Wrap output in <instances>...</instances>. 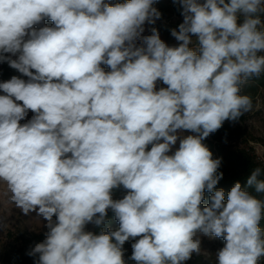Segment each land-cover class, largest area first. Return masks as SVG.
Returning a JSON list of instances; mask_svg holds the SVG:
<instances>
[{
	"label": "clouds",
	"instance_id": "clouds-1",
	"mask_svg": "<svg viewBox=\"0 0 264 264\" xmlns=\"http://www.w3.org/2000/svg\"><path fill=\"white\" fill-rule=\"evenodd\" d=\"M156 3L0 0V63L21 74L0 82V184L46 222L35 264H185L202 238L225 242L216 264L264 262V166L225 201L203 142L253 109L264 0H173L175 45L146 29Z\"/></svg>",
	"mask_w": 264,
	"mask_h": 264
},
{
	"label": "rangeland",
	"instance_id": "rangeland-1",
	"mask_svg": "<svg viewBox=\"0 0 264 264\" xmlns=\"http://www.w3.org/2000/svg\"><path fill=\"white\" fill-rule=\"evenodd\" d=\"M109 2H114V0H109ZM161 0H157L154 5L161 13V19L156 22H162L166 24L178 25L182 22L183 17H178L169 11H165V5L160 4ZM49 23L52 24L51 21ZM44 24H47L44 21ZM49 24L48 26H51ZM38 25L37 27H39ZM150 25H146V29H149ZM145 34H149L147 31ZM161 38L165 40L169 45H175L177 42L174 38L169 37L163 33H160ZM21 76L19 72L10 68L7 63H0V82L9 80L12 76ZM27 79L26 77H21ZM162 83H158L157 87H164ZM0 94H3L0 92ZM253 101V109L251 112L244 114L239 118L238 121L232 122L227 121L232 125L243 126L247 132L248 137L246 140H236L230 143V146L235 148H245L251 153H256L264 147V94L262 91L256 92V94L251 95ZM32 113L29 112L27 119H30ZM26 121H21L24 123ZM190 133H184L188 135ZM178 147V144H177ZM6 193V186L0 184V221H2L4 227H0V264H3L6 256L12 252V250L20 245L19 239L21 237L27 238L30 235L36 234L41 235L47 230L44 227L46 223L42 219L37 218L36 213H31L30 215H24L15 208L14 204L9 202L8 195ZM111 229L118 228V224L110 227ZM133 240H129L124 245L125 258L131 256V244ZM202 251L201 254H194L192 258L185 262V264H216L215 254L217 250L223 247V243L220 238L209 240L208 238H202Z\"/></svg>",
	"mask_w": 264,
	"mask_h": 264
},
{
	"label": "trees",
	"instance_id": "trees-1",
	"mask_svg": "<svg viewBox=\"0 0 264 264\" xmlns=\"http://www.w3.org/2000/svg\"><path fill=\"white\" fill-rule=\"evenodd\" d=\"M122 2V0H120ZM164 4L165 11L178 16H181V10L178 4H174L173 0H161L160 4ZM47 25L51 24L46 20ZM151 27H156L161 33H170V24L156 22L155 25H150ZM107 71V67L105 66ZM262 91L264 94V75L260 78H254L249 80L243 87L241 94L254 95L256 92ZM248 137L247 130L240 125H232L229 122H225L221 129H219L214 134L210 135L203 142L208 146V148L213 153L214 158H222V165L219 169L223 172V178L217 185V188H222L225 191V201L227 200V192L236 183L240 182L242 187H247V178L251 174L252 170L261 166L258 161L256 162L254 156L247 151L245 148H235L230 146V143L236 140H246ZM264 179V175L260 177ZM248 190L255 194L254 187H249ZM126 194V190L123 187L113 190V196L115 199H120ZM208 193H205L204 204L208 203ZM109 223L104 225V230H107L113 225L118 224L114 219L111 210L108 212ZM260 227L264 229V218L260 222ZM87 230H93L97 233L100 231L99 228H94L93 225L89 224ZM44 235H30L27 238L21 237L19 239L20 245L12 250L10 254L6 256L3 264H35L34 257L29 256L27 253L36 243L42 242ZM224 245V241L220 239ZM264 264V262H262Z\"/></svg>",
	"mask_w": 264,
	"mask_h": 264
},
{
	"label": "built area",
	"instance_id": "built-area-1",
	"mask_svg": "<svg viewBox=\"0 0 264 264\" xmlns=\"http://www.w3.org/2000/svg\"><path fill=\"white\" fill-rule=\"evenodd\" d=\"M251 153V152H250ZM256 162L258 161V163L261 165V166H264V147H261V150L256 152V153H251Z\"/></svg>",
	"mask_w": 264,
	"mask_h": 264
},
{
	"label": "crops",
	"instance_id": "crops-1",
	"mask_svg": "<svg viewBox=\"0 0 264 264\" xmlns=\"http://www.w3.org/2000/svg\"><path fill=\"white\" fill-rule=\"evenodd\" d=\"M173 28H177V27L175 26V24H170V30L173 29ZM159 32H160V31H159ZM160 33H161V32H160ZM163 34L168 35L169 37L173 38V37L171 36L170 33H168V34L163 33Z\"/></svg>",
	"mask_w": 264,
	"mask_h": 264
}]
</instances>
